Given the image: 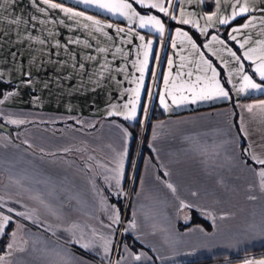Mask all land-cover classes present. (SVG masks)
<instances>
[{
  "label": "crops",
  "instance_id": "crops-1",
  "mask_svg": "<svg viewBox=\"0 0 264 264\" xmlns=\"http://www.w3.org/2000/svg\"><path fill=\"white\" fill-rule=\"evenodd\" d=\"M103 2L131 8L0 0V264H260L264 0ZM150 16L163 33L140 26ZM141 110L150 152L129 194Z\"/></svg>",
  "mask_w": 264,
  "mask_h": 264
},
{
  "label": "snow or ice",
  "instance_id": "snow-or-ice-1",
  "mask_svg": "<svg viewBox=\"0 0 264 264\" xmlns=\"http://www.w3.org/2000/svg\"><path fill=\"white\" fill-rule=\"evenodd\" d=\"M137 3L140 2V0H136ZM97 3H98V6L101 7V8H107V9H110V10H113V9H116V10H119V9H129L131 8V5L130 4H127V3H120V2H113V3H106V2H103V0H97ZM152 7H158L160 9L161 12H165V14H167V10L165 7H163L162 4H154V5H151ZM52 7H59V5H55L53 4ZM66 11H70V10H66ZM240 13H244L247 11V8L246 7H240L239 9ZM234 15H236V13H234ZM89 19H91V17H89ZM209 20L212 19V17H208ZM140 21H141V27H145V26H148L149 24H153L155 26L158 27V30L163 33V25L161 24L160 20H158L155 16H150V17H147L146 19L144 17H140ZM227 19H221L219 20V23L221 24H225L227 23ZM183 23H188L187 20H184ZM244 27H248V24H245ZM119 31H123L122 29H120ZM233 31H239V29H234ZM186 35V34H185ZM233 39H235V37H232ZM139 39L141 41L144 40V37L143 36H140ZM213 39H216V37H213ZM151 41H148V43L144 44L143 45V48L145 49L144 51V60L140 63V66L138 68V71L140 72V76H139V79L137 81V88L134 90L135 92V96H134V99L132 101H130V104H131V107L129 109V113L128 115L125 117L126 119L128 118H132L135 116V112H136V101L139 99V95H140V87L143 83V80H144V69L147 65V62H148V49H150L151 47ZM242 48L244 47L243 44L240 45ZM173 47H175V44L173 45ZM193 47H195V45H193ZM207 47V45H206ZM250 51H254V50H249ZM249 52H245V58L246 59H251V56L249 55ZM237 60H239L240 58L239 57H236L235 56V53L232 54ZM171 63V61H170ZM259 74H260V77L261 79H264V60L261 61V65L260 67H258L256 69ZM179 75V73H178ZM243 81L245 82V87H250V88H253V89H259L261 86L256 84V83H253L252 80L250 79L249 76L247 75H244L243 76ZM165 83L167 84L168 81H167V78L165 80ZM216 89L219 91V93L221 95H224V96H227V93L223 90V88H221L219 86V84L217 83L216 84ZM243 90V89H241ZM171 93H169L170 95ZM182 99H184L185 97H181ZM193 98H195V94L193 96ZM173 101L175 102V98H173ZM161 102L163 103L164 102V97L162 96L161 97ZM125 108H129V105H125L124 106ZM165 107H167V105H165ZM250 110H251V106H250ZM13 123H16V121H13ZM260 163H264V161H260ZM260 176L262 178V180H264V171H262L260 173ZM170 189H172L173 191H175V189L173 188V186L171 184L167 185ZM9 211H11V209H9ZM3 220L4 222L6 223L8 220H9V217L5 216L3 217ZM2 227V226H0ZM84 247H87V245H85ZM136 259H139V257H136ZM260 264H264V261H261Z\"/></svg>",
  "mask_w": 264,
  "mask_h": 264
},
{
  "label": "trees",
  "instance_id": "trees-1",
  "mask_svg": "<svg viewBox=\"0 0 264 264\" xmlns=\"http://www.w3.org/2000/svg\"><path fill=\"white\" fill-rule=\"evenodd\" d=\"M139 11H141L142 13H147V11L145 9H139ZM4 83L0 81V99L2 98V91L4 90ZM154 113L152 115V118H151V121H154V120H159L160 118H163L164 115L159 113V111H157L156 107L154 108ZM143 116H144V112H142L141 110V115H140V118L135 121V123H131L129 124L128 123V129H129V132H130V136H131V141H130V152H129V167H128V176L129 178H131V175H132V171L135 167V164H136V159H137V156L140 154V158H139V163H138V174L137 176L139 177V169L141 167V164H142V158L144 156H146L147 154H149L150 152V149L148 148V141H149V130L147 128V130H144V127H143V124H142V119H143ZM138 180V178L136 179V181ZM194 224H200V223H203L206 227H208V222L205 221L202 217L200 216H196L195 217V220L193 222ZM5 242V241H4ZM257 256H264V252H262L261 254L259 253V255ZM196 264H200V263H196ZM201 264H217L215 262L213 263H207V262H204V263H201Z\"/></svg>",
  "mask_w": 264,
  "mask_h": 264
},
{
  "label": "rangeland",
  "instance_id": "rangeland-1",
  "mask_svg": "<svg viewBox=\"0 0 264 264\" xmlns=\"http://www.w3.org/2000/svg\"><path fill=\"white\" fill-rule=\"evenodd\" d=\"M145 120H146V118L144 119V121H143V127H144V130H147V125L145 124ZM139 158H140V154L137 156V161H136V164H135V167H134V169H133V173H132V175H131V178H130V182H129V185H130V187H131V183L133 182V184H134V188H135V186H136V184H135V182H136V179H137V168H138V163H139ZM95 178V183L96 182H100L99 180H100V176H97L96 175V177H94ZM130 187H129V190H130ZM103 191H104V193H107L106 192V190L105 189H103ZM133 191H134V189H133ZM128 196V195H127ZM116 197V199H117V201H120L121 203H123V207L121 208L122 209V211L120 210V224H119V228L121 229L122 228V225H123V221L124 220H126V218H127V210H128V208H127V206H128V201H127V203L126 204H124V202H126V198L127 197H125V194L123 195V196H115ZM129 197V196H128ZM128 199V198H127ZM130 200V199H129ZM103 213H105V211L103 210ZM1 252V251H0Z\"/></svg>",
  "mask_w": 264,
  "mask_h": 264
},
{
  "label": "water",
  "instance_id": "water-1",
  "mask_svg": "<svg viewBox=\"0 0 264 264\" xmlns=\"http://www.w3.org/2000/svg\"><path fill=\"white\" fill-rule=\"evenodd\" d=\"M9 128H7L5 125H3L1 122H0V130H4V131H8Z\"/></svg>",
  "mask_w": 264,
  "mask_h": 264
},
{
  "label": "built area",
  "instance_id": "built-area-1",
  "mask_svg": "<svg viewBox=\"0 0 264 264\" xmlns=\"http://www.w3.org/2000/svg\"><path fill=\"white\" fill-rule=\"evenodd\" d=\"M168 41L165 39L164 40V43L166 44ZM132 185H131V187H130V190H129V194L133 191V189H134V184H133V182L131 183Z\"/></svg>",
  "mask_w": 264,
  "mask_h": 264
}]
</instances>
